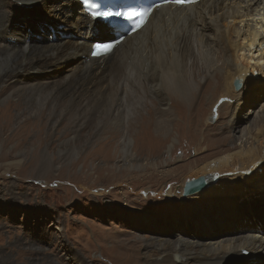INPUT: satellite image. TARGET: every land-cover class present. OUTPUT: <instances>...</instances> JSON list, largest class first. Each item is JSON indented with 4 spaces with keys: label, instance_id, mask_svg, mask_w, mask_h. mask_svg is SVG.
I'll use <instances>...</instances> for the list:
<instances>
[{
    "label": "bare ground",
    "instance_id": "bare-ground-1",
    "mask_svg": "<svg viewBox=\"0 0 264 264\" xmlns=\"http://www.w3.org/2000/svg\"><path fill=\"white\" fill-rule=\"evenodd\" d=\"M33 8L45 11L51 26L63 23L74 32L73 37L58 42L26 40L27 36L14 28L13 20ZM103 28L113 36L115 30L98 25L77 0H0V103L11 99L0 112L6 114L19 104L31 111L33 105L41 103V107H49L50 129L57 127L58 119L65 113L71 118L68 135H72L60 142L65 146L77 138L90 117H97L95 133L106 131L110 135L102 148L107 150L110 138L122 136L118 145L121 165L126 170L140 169L142 164L135 152L137 142L143 140L163 146L170 141L165 152L171 159L176 129L183 126L188 132H200L198 100L206 101L207 113L219 97L225 101L236 99L240 106L249 92L257 88L262 91L264 87L254 82L258 76L264 77V0H200L188 6L160 5L141 29L125 34L110 53L91 58L94 41L87 40L94 31ZM51 33L52 39L56 32ZM68 61L72 64L66 67ZM57 67L65 68L62 77L51 74ZM201 75L205 78L202 83L198 80ZM235 79L242 85L238 91L233 88ZM59 104L65 105L58 111ZM229 108L228 102L218 106L219 118ZM143 110L145 115L140 114ZM262 112V117L240 131V139L246 137L238 146L217 150L211 159L204 156L192 160L181 170L186 174L184 177L210 172V177L207 173L203 175L206 186L190 195L199 192L192 197H207L216 195L220 189L224 195L220 206L229 212L222 214L218 205L212 206L218 212L205 215L208 225L204 224L203 229L209 233L214 226L226 225L227 230L216 236L210 232L204 240H191L180 234L174 238L154 233L138 237L128 247L132 252L127 257L129 264H244L248 258L256 264L264 257V230L247 226L234 231L229 217L232 197H242L245 185L264 187V107ZM234 118L232 114L230 121ZM213 120L207 121L213 123ZM108 124L112 126L108 128ZM30 126L31 122L25 120L19 127L29 129ZM124 128L125 133L121 134ZM232 137L225 136L207 147L217 148ZM39 145L47 162L33 173L34 179L45 176L49 158L55 153H51L44 140ZM63 152L64 149H58V158L61 159ZM165 162V158L160 159V163ZM15 163L19 165L20 161ZM148 164L152 173L155 172L157 162L152 159ZM236 169L237 173L232 172ZM224 171L233 177L213 180L212 177ZM213 183L218 186L223 183L224 187L208 188ZM13 187L5 188L10 195L9 203L5 204L4 196L0 195L2 204H10L8 208L12 209L18 199ZM245 205L256 210L248 203ZM138 241L143 242L141 263L136 259ZM35 247L28 241L17 250L18 258H24V264H55L38 257L33 252L37 251ZM243 250L248 251L249 257H245ZM14 260L19 259L0 250V264H13ZM72 262L91 264L78 252L73 254Z\"/></svg>",
    "mask_w": 264,
    "mask_h": 264
},
{
    "label": "rangeland",
    "instance_id": "rangeland-1",
    "mask_svg": "<svg viewBox=\"0 0 264 264\" xmlns=\"http://www.w3.org/2000/svg\"><path fill=\"white\" fill-rule=\"evenodd\" d=\"M41 11L43 10L33 8L13 20L14 28L21 30L27 36L26 40L52 42L55 39L54 42H58L73 37L74 32L63 23L51 26L45 11ZM49 30L56 32L52 39ZM61 32L67 34H60ZM110 33L112 34L104 28L94 31L87 42L110 38ZM70 64L72 61H68L66 67ZM64 69L53 68L51 74L62 77ZM198 80L202 83L205 78L201 75ZM254 82H260L264 86V77L258 76ZM241 86L233 88L238 91ZM260 91L257 88L249 92L240 106L236 99L225 101L219 97L207 113L206 101L198 100L196 110L202 121L200 132H188L183 126L176 129L178 133L174 134L176 141L171 159L165 152L170 141L164 142L163 146L162 143H146L143 140L137 142L135 152L142 167L128 170L121 165L119 156L118 145L122 136L110 138L107 150L103 149L102 143L110 135L106 131L95 133L97 117H90L77 138L65 146L60 145V142L72 137L71 134L68 135L71 118L65 113L58 119L57 127L50 129L47 116L49 107H41V103L33 105L31 111L19 104L6 114L0 112V195L4 196L2 199L5 204L9 203L10 195L5 192V188L14 186L13 192L18 198L14 209L8 208L10 204L3 205V200H0V250L19 259L14 260L13 264H24V258H18L17 250H21L28 241L36 246L37 251L33 252L38 253V257L55 264H72L75 252L80 253L91 264H129L127 257L132 252L128 247L138 237L154 233L174 238L180 234L187 239L204 240L210 236V232L214 233L213 236L225 232L226 225L214 226L209 233L203 229L204 224L208 225L205 215L218 212L212 206L218 205L222 214L229 212L224 206H220L224 199L220 189L216 195L207 197H192L199 192L182 195L187 180L204 174L210 177V172H206L207 175L203 173L196 177H184L186 174L181 173V170H185L192 160L204 156L211 159L217 150H223L229 145L238 146L245 140L246 136L240 139V131L263 114L264 87ZM10 100L8 98L0 103V110ZM226 102L230 108L219 118L218 106ZM64 105L59 104L58 111ZM140 114L145 115L146 110L140 111ZM232 114L235 115L233 122L230 121ZM209 119H214L213 123H209ZM25 120H29L32 126L20 129L19 126ZM107 126L109 128L112 125ZM234 127L237 129L232 131ZM125 130L122 129L121 134ZM230 135L233 137L225 144L217 148L207 147ZM41 140L49 146L51 153H55L49 158L50 166L44 170V179H34L33 173L42 164L45 167L47 162V157L42 155L41 146H38ZM71 143L75 150L71 149ZM59 148L64 149L61 159L57 156ZM74 151L80 152L75 154ZM164 158L166 162L160 163V159ZM152 159L157 162L153 173L148 164ZM15 161H20L19 165ZM9 162L12 164L8 165ZM232 172L237 173V169ZM216 177L229 180L233 175L224 171L212 177L213 180ZM216 186L224 187L223 183L222 186L213 183L208 188ZM244 188V193L240 194L242 197L233 196L229 205L233 208L229 214L234 224L231 228L235 231L241 227L254 226L264 230V187L252 184L245 185ZM246 203L256 210L247 208ZM117 233L120 235L114 238ZM138 242L136 259L139 262L143 242ZM247 256L249 257V253L245 254ZM243 263L254 264L249 258ZM256 264H264V257L258 259Z\"/></svg>",
    "mask_w": 264,
    "mask_h": 264
},
{
    "label": "snow or ice",
    "instance_id": "snow-or-ice-1",
    "mask_svg": "<svg viewBox=\"0 0 264 264\" xmlns=\"http://www.w3.org/2000/svg\"><path fill=\"white\" fill-rule=\"evenodd\" d=\"M178 2H184V0H178ZM94 16H97V15H115L116 17H123L125 19H131L133 15H137L139 16L141 19H140V23L136 24L135 27L138 29L139 27L142 26L144 20L143 18L147 15V13H129V12H126V11H116L114 13H93ZM113 43L112 42H108V43H102V44H98L96 45V51L93 53L94 55H99L101 54L102 52L103 53H107L109 51H111L113 49Z\"/></svg>",
    "mask_w": 264,
    "mask_h": 264
},
{
    "label": "water",
    "instance_id": "water-1",
    "mask_svg": "<svg viewBox=\"0 0 264 264\" xmlns=\"http://www.w3.org/2000/svg\"><path fill=\"white\" fill-rule=\"evenodd\" d=\"M95 22H97V24L100 26L101 25L104 26V23L101 19H96ZM234 87L235 89L240 87L238 79L234 80ZM205 186H206V181L203 176H199L197 178L187 180L183 186V195L191 194L197 190L204 188Z\"/></svg>",
    "mask_w": 264,
    "mask_h": 264
}]
</instances>
